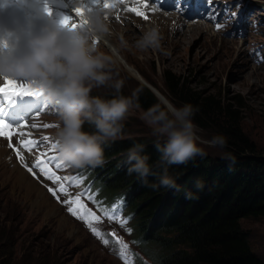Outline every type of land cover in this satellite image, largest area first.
Here are the masks:
<instances>
[{
  "label": "clouds",
  "instance_id": "9594fccd",
  "mask_svg": "<svg viewBox=\"0 0 264 264\" xmlns=\"http://www.w3.org/2000/svg\"><path fill=\"white\" fill-rule=\"evenodd\" d=\"M146 1L152 8L144 13L158 12L154 2ZM155 1L161 6L167 2ZM238 1L240 11L246 4ZM81 2L77 0V5ZM125 8L128 9L127 5ZM224 14L230 13L226 9ZM108 16L103 5L90 7L85 13L86 23L73 28L52 18L47 7L41 9L36 5L29 10L11 4L9 0H0V79L10 77L42 90L47 105L57 110L53 133L56 150L59 158L70 168H95L104 164V146L121 137L125 121L134 109L140 108L141 87L134 89L130 95L122 93L121 53L135 50L141 54L151 51L170 55L163 45L165 37L158 18L146 22L140 34L129 40L123 31L113 29ZM178 17L185 19L182 15ZM261 21L260 30L251 38L247 35L229 37L243 39L248 53L250 42L264 44L255 37L263 31L264 19ZM216 32L228 35L225 31ZM99 42H103L107 51ZM98 88L112 89L111 98L92 95V90ZM198 111V106L191 103L177 106L167 97L157 95L156 102L141 113L139 118L156 137L154 147L164 165L158 182L149 187L176 188L175 178L169 175L167 166L187 164L197 156H205L207 153L202 145L220 149L226 147L224 134L213 135L210 139L199 135L201 130L193 120ZM86 124L90 131L85 130ZM143 148V145L135 144L127 151V174L135 173L141 178L150 174V157L144 154ZM223 158L233 161L228 153ZM163 233L161 231L159 235ZM174 235L170 232L164 237L172 239ZM171 247H167L170 254L179 247L187 246L171 244ZM166 258L165 252L160 250L158 264H164Z\"/></svg>",
  "mask_w": 264,
  "mask_h": 264
},
{
  "label": "trees",
  "instance_id": "16d2710c",
  "mask_svg": "<svg viewBox=\"0 0 264 264\" xmlns=\"http://www.w3.org/2000/svg\"><path fill=\"white\" fill-rule=\"evenodd\" d=\"M163 74V86L177 104L198 106L193 120L200 129L226 136L227 145L222 150L234 162L223 158V153L212 155L205 150V156H197L187 164L167 166L176 188L153 189L149 185L158 182L164 167L154 147L156 137L110 141L104 146V158H109L104 181L109 187L105 189L125 191L133 209L145 205L140 212L149 215L139 221L148 238H159L160 232L166 230L175 233L172 239L164 237L156 243L167 256L164 264H264L253 252L241 226L244 218L264 216V151L243 131L241 100L206 93L169 70ZM142 89L139 104L144 111L156 102V96L147 87ZM135 144L143 145L144 154L150 157V174L146 178L127 174L126 153ZM2 232L0 264H56V257L44 251L32 259L28 255L22 258L24 249L19 250L21 255L14 256V244H8L10 235ZM171 244L186 245L190 252L179 247L170 254Z\"/></svg>",
  "mask_w": 264,
  "mask_h": 264
},
{
  "label": "rangeland",
  "instance_id": "374dc122",
  "mask_svg": "<svg viewBox=\"0 0 264 264\" xmlns=\"http://www.w3.org/2000/svg\"><path fill=\"white\" fill-rule=\"evenodd\" d=\"M150 8L152 7L149 4L140 5L143 12ZM120 9L119 19L117 16L113 17V12H108L111 16L110 22L115 31L119 32L123 29L129 40L135 37V33L137 36L140 34L151 17L161 21H166L168 18L171 20L174 17L179 18L183 23V28L175 23L171 29L168 25L161 23L162 28L168 27L165 32L163 31L165 37L163 45L170 53L168 56L151 51L143 54L135 50L121 53L120 78L124 80L122 89L124 95H130L138 87H147L154 94L158 91L167 95L171 102L179 106L163 86V71L169 70L182 76L192 87L206 93H215L224 99L236 96L243 104V108L240 109L244 133L255 142L260 151H264V64L256 65L255 61L251 60L249 52L246 53L243 39L215 33L210 25L204 23L191 25L174 14L156 11L145 13L148 14L149 19L143 21V18L130 14L124 5ZM254 9L259 10V8ZM126 23H129L135 32L126 30L124 28ZM177 28L179 30L175 34L174 30ZM262 29L263 31L255 34V37L264 41V27ZM101 47L107 51L104 44H101ZM92 91L99 92V95L104 98L113 92L110 88H98ZM142 112L140 108L134 109L125 121L121 137L112 142L132 137H154L151 129L139 118ZM200 130L199 135L204 139H210L217 134L210 130ZM2 146L5 145H2L0 141V147ZM202 147L212 155L225 154L220 148H209L203 145ZM13 159L17 163L15 157ZM65 166L66 164L63 167ZM20 168L26 174L24 180L17 179L14 172L9 171V174L8 168L0 165V234L4 235L2 230L9 233L11 241L8 244H14L12 247L14 256L17 253L21 255L19 250L24 249L23 259L27 255L32 259L33 256L44 251L56 257V264H122L118 257L106 251L111 249L109 242L104 244L102 238L93 233L85 220L73 221L76 219L70 218L65 213L52 192L42 188L35 180L36 178L32 179L27 169ZM56 174L62 177L58 172ZM36 177L43 182L47 180L51 186L55 184L40 173H36ZM30 180L47 195L48 204L38 205L40 196L37 190L28 188L27 182ZM21 192L27 196L24 197ZM144 207L145 205L141 204L137 214L142 220H146L149 215L140 212ZM60 217H64L66 224ZM241 226L248 235L253 252L264 260V216L244 218L241 220ZM92 227L97 228V225L92 223ZM170 232L172 230H166L161 237L148 244H156V241ZM183 248L190 252L189 247ZM154 249L156 248L154 247L153 251Z\"/></svg>",
  "mask_w": 264,
  "mask_h": 264
},
{
  "label": "snow or ice",
  "instance_id": "6c2138e0",
  "mask_svg": "<svg viewBox=\"0 0 264 264\" xmlns=\"http://www.w3.org/2000/svg\"><path fill=\"white\" fill-rule=\"evenodd\" d=\"M89 5H98L100 3V0H88L87 2ZM103 6L105 8H110V7H114L115 5L109 4L107 2H105L103 4ZM88 8H84V7H75L73 9V11L75 12V14L77 16H83L84 12L88 10ZM49 11V13L51 12L50 9H47ZM127 11L129 12H134L137 16H144L146 19V15L145 13L139 8V7H129L127 9ZM70 16H64L60 22L66 26H68V22L70 20ZM117 19H119V17L117 16ZM86 23L85 20H83L79 25L77 24H72L71 27L75 28L78 26H83V24ZM219 27V25H218ZM3 83L0 84V94L5 95L8 98L17 96V95H32V96H39L42 95V90L33 87L31 84L29 83H22L19 82L15 79H12L10 77H5L3 79ZM48 105L46 104L45 107H47ZM0 111H3V108H0ZM36 115H39V113H37ZM22 128L23 127H27V121L19 124ZM33 127H36V125H32ZM55 125H51V124H45L44 127H52ZM17 134H19L20 136H24L25 133L20 131L17 127H14L13 125H10L6 120H4L3 118H0V137H5L7 138L9 141H11V139L16 136ZM30 135V134H29ZM49 137L48 136H44L41 140L37 141L34 139H21L20 140V144L23 145V147L25 149L28 150V152H32L33 148H37L40 145H42L45 141H48ZM10 147H13L11 145V143L9 144ZM51 150H56V145L55 143H51L50 145V151ZM16 151V155L19 159V162L30 172H33V167L37 168L40 170V172L50 181H52L53 183H55L56 185H58V187L56 189L50 188L49 191L52 192V194L54 196H56L57 191L61 192V193H67L68 191V187L67 185L69 183L71 184H77L78 180L76 177H70V176H58L56 174L55 171L52 170V168H50L48 165L54 161H59L55 164L56 168H60L64 166V162L60 161L59 157L57 155H49L47 152L45 153H41L40 156L43 157V159H40L39 157L36 158V160L34 161L33 165L30 167L27 163H25L24 161V156L23 154L19 151V149H15ZM35 174V173H33ZM91 199V197H89ZM57 199H59V197L57 196ZM65 204H69V205H75V207H69L68 211L73 214L74 216H77L79 219L81 220H85L87 222V225L91 228V230L93 231V233L97 236V237H101L102 238V242L104 244H108V240L107 239H103L101 232L96 229L95 227H92V223L93 221H99L100 217L97 216L95 213L92 212V210L88 209L80 200V197L77 196L75 198H69L68 200L64 201ZM116 211V206H113V218H114V213ZM106 215L108 214L107 212L105 213ZM126 223V220L124 221ZM125 248L127 247L126 245L124 246ZM120 255L122 257H125V252H121Z\"/></svg>",
  "mask_w": 264,
  "mask_h": 264
},
{
  "label": "bare ground",
  "instance_id": "6f19581e",
  "mask_svg": "<svg viewBox=\"0 0 264 264\" xmlns=\"http://www.w3.org/2000/svg\"><path fill=\"white\" fill-rule=\"evenodd\" d=\"M259 1H262V0H259ZM88 2V0H87ZM242 3L243 4H246L248 6V9H252L254 7H259L257 5L256 2H253L251 0H242ZM224 5L227 7L229 13L232 15V16H235L237 13H238V10H239V7H240V2L238 0H225L224 2ZM97 6V5H95ZM121 6H123V4H116L115 7H113L112 9H108L106 8V11L107 12H113L114 13V16H119L120 15V8ZM94 7V6H92ZM85 13L86 11L84 12L83 16H81L84 20H85ZM155 15H153L154 17ZM168 17H166L167 19ZM111 19V16H109V20ZM149 19V18H148ZM152 19V17H151ZM138 20V19H137ZM116 21V20H115ZM158 21L160 23H164L166 24V26L168 25L169 28H173L172 26L176 23L178 26L182 27L183 26V23L180 21L179 18H171V20L168 18L166 21H161L158 19ZM180 22V23H179ZM113 24V22H112ZM127 25L124 26V28L126 30H129V32H131L130 30H134V28L129 24V23H126ZM194 24H197V23H191V25H194ZM199 24H203V23H199ZM164 26V25H163ZM183 28V27H182ZM199 28V26H198ZM168 29V27L166 29L163 28V31L165 32L166 30ZM196 29V28H195ZM177 30H179V28H177L176 30H174V33L177 34ZM123 31V29H122ZM194 31V30H193ZM196 31V30H195ZM199 31V30H198ZM125 33V31H123ZM135 32V31H133ZM126 34V33H125ZM135 37L137 36V34L135 33L134 35ZM175 42V41H174ZM126 60V59H125ZM124 60V61H125ZM124 63V62H123ZM129 69H132L130 66H127ZM135 75V74H134ZM139 79V78H138ZM156 96L157 95H162L160 92L156 91ZM164 96V95H163ZM0 141L2 142V145H5V143L0 139ZM10 157V158H9ZM0 165L1 166H5V168H8V173L9 171L11 172H14L15 173V177H17V179L19 180H24L26 179V174L23 172V170L18 166V163H15L14 162V159H13V156L11 154V152L7 149L6 145L5 146H2L0 147ZM10 174V173H9ZM35 181V180H34ZM27 184L29 185V189H32V190H37V194L40 196V200L38 201V205H42V204H48L49 202V199L47 197V195H45L41 190H39L35 183L30 180L29 182H27ZM31 186V187H30ZM24 191V190H23ZM22 195L24 197H26L27 195L23 192H21ZM31 194V193H30ZM27 200V198H25ZM38 205H35L37 206V208H39ZM62 219V222L65 223L64 221V217H60ZM66 224V223H65ZM66 226V225H64ZM71 230V229H70Z\"/></svg>",
  "mask_w": 264,
  "mask_h": 264
}]
</instances>
